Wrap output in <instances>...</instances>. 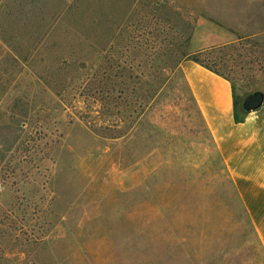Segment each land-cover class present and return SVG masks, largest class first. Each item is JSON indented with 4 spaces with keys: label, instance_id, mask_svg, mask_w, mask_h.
Masks as SVG:
<instances>
[{
    "label": "rangeland",
    "instance_id": "1",
    "mask_svg": "<svg viewBox=\"0 0 264 264\" xmlns=\"http://www.w3.org/2000/svg\"><path fill=\"white\" fill-rule=\"evenodd\" d=\"M195 24L264 99V0H0V264H264L159 55Z\"/></svg>",
    "mask_w": 264,
    "mask_h": 264
},
{
    "label": "crops",
    "instance_id": "2",
    "mask_svg": "<svg viewBox=\"0 0 264 264\" xmlns=\"http://www.w3.org/2000/svg\"><path fill=\"white\" fill-rule=\"evenodd\" d=\"M194 25L189 46H193ZM180 74L223 164L237 202L264 254V99L235 122L228 79L182 59Z\"/></svg>",
    "mask_w": 264,
    "mask_h": 264
},
{
    "label": "trees",
    "instance_id": "3",
    "mask_svg": "<svg viewBox=\"0 0 264 264\" xmlns=\"http://www.w3.org/2000/svg\"><path fill=\"white\" fill-rule=\"evenodd\" d=\"M192 30V27L190 28ZM191 37V32L189 35H187L185 38L182 39V36H178L177 39V47L174 46L173 48H165L162 51L159 52V55L164 57V68H168L170 65V62L172 63L173 58L176 59L175 62H179L180 59H190L201 66L209 69L210 71L226 78L222 73L218 72L216 69L212 68L208 63H206L203 59L200 58V56L209 53L208 49H202V50H196L194 52H186V47L187 44L189 43ZM174 61V60H173ZM227 79V78H226ZM229 80V79H228ZM230 82V80H229ZM231 89H232V84L230 82ZM232 111H233V119L235 122L241 121L243 117V111L240 107L241 113L238 114L237 112V101L236 98L234 97V92L232 89Z\"/></svg>",
    "mask_w": 264,
    "mask_h": 264
},
{
    "label": "water",
    "instance_id": "4",
    "mask_svg": "<svg viewBox=\"0 0 264 264\" xmlns=\"http://www.w3.org/2000/svg\"><path fill=\"white\" fill-rule=\"evenodd\" d=\"M263 100L262 93L255 91L247 95L241 102V109L243 111H248L250 109L256 108Z\"/></svg>",
    "mask_w": 264,
    "mask_h": 264
}]
</instances>
